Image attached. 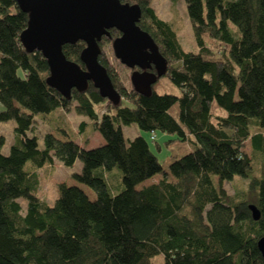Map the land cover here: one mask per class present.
Instances as JSON below:
<instances>
[{"label": "trees", "instance_id": "16d2710c", "mask_svg": "<svg viewBox=\"0 0 264 264\" xmlns=\"http://www.w3.org/2000/svg\"><path fill=\"white\" fill-rule=\"evenodd\" d=\"M121 1L140 5L138 24L167 59L164 76L180 95L128 87L104 51L121 34L111 28L99 41V61L120 103L104 98L91 81L65 97L48 84L43 54L20 41L28 13L16 0H0V122H16L7 154L0 135V264H149L157 252L164 264H264L257 244L264 235V0H185L198 51L184 49L177 27L158 15L154 0ZM206 35L223 45L209 47ZM85 46L79 40L63 51L85 68ZM71 109L88 117L105 143L87 149L59 128L66 139L47 132L41 148L36 117ZM90 122L81 121L79 133ZM131 124L175 134L193 149L165 171L143 135L125 138L123 125ZM156 148L162 151L159 143ZM54 157L66 166L79 159L81 170L72 178L96 197L66 181L58 183L53 205L38 196V169ZM159 173L158 182L137 187ZM236 175L248 184L230 193L224 182ZM20 197L28 201L25 213ZM249 204L259 208L258 220Z\"/></svg>", "mask_w": 264, "mask_h": 264}, {"label": "water", "instance_id": "95a60500", "mask_svg": "<svg viewBox=\"0 0 264 264\" xmlns=\"http://www.w3.org/2000/svg\"><path fill=\"white\" fill-rule=\"evenodd\" d=\"M29 19L20 34L22 45L29 51H40L47 59L50 75L47 82L70 98L73 88L87 89L89 81L101 95L114 104L122 96L114 87L107 68L99 61L102 51L99 41L110 35L111 28L121 34L113 42L115 56L132 69L131 82L141 94H151L153 85L167 73L168 61L161 54L153 37L138 22L142 14L139 4L121 0H16ZM83 40L81 53L85 65L68 59L63 51L67 43ZM255 220L260 210L249 204ZM264 256V235L258 239Z\"/></svg>", "mask_w": 264, "mask_h": 264}, {"label": "rangeland", "instance_id": "374dc122", "mask_svg": "<svg viewBox=\"0 0 264 264\" xmlns=\"http://www.w3.org/2000/svg\"><path fill=\"white\" fill-rule=\"evenodd\" d=\"M153 6L156 9L158 15L163 19L172 22L179 31V37L183 44L184 49L191 51H198V45L196 43L193 28L189 19L187 12V5L185 0H154ZM231 28L237 31V27L234 24H230ZM206 44L213 48L219 49L223 43L209 35L205 36ZM104 51L108 60L115 66L116 70L120 74L122 81L128 86H132L131 73L132 69L124 65L116 56L111 43L104 47ZM154 89L156 92L172 93L176 95L181 94L180 88L175 85L167 76H162L154 84ZM1 108V104H0ZM105 108L104 104H99L97 109L99 112ZM218 106L215 105L214 109ZM177 105H174L170 112L173 116L177 118ZM36 125L34 126V134L39 137V146L42 148L44 146L43 136L47 132H52L57 138L66 139L67 136L63 135L61 129H65L72 139L87 148L98 147L105 143V139L98 130H94L93 124L90 119L86 116L79 115L74 109L67 112H55L52 114L45 113L39 114L37 117ZM81 121L90 122L86 124V129L84 132L79 133V127ZM15 126L16 122L10 120L7 122H0V135L5 137V145L2 148V152L7 154L10 150V146L15 141ZM123 133L126 139H133L138 135H143L151 145L153 151L159 156L160 160L163 162V168L165 171H169V165L174 160L182 157L186 153L193 149V145L190 141H181L177 138L175 134L166 133L160 130L155 132L156 140L151 138L153 132L142 131L138 128L136 124L123 125ZM29 134L33 132L29 131ZM87 139V140H86ZM172 140L169 143L166 141ZM157 143L162 146V151H158L156 148ZM251 143L248 140L245 146V151L250 152ZM82 167V162L78 159L73 166L64 165L59 159L54 157L52 163H46L42 168L38 169L39 174V186L37 189V194L42 199H44L49 205H53L56 199L59 197L60 192L58 188V183L60 181H66L68 184H75L80 186L91 199L96 197L95 192L85 184L79 183L72 178V173L74 171H80ZM113 173H116L119 178L121 172L119 169L115 168ZM163 177V173H159L156 176L145 180L137 187L141 188L145 185H150L156 183L160 178ZM168 177L171 181L176 179L169 173ZM248 184V179L236 175L233 180L225 181L224 186L230 193H235L242 189H245ZM18 201L23 206V212L27 210L28 201L24 197L18 198ZM149 264H164V254L154 253L148 257Z\"/></svg>", "mask_w": 264, "mask_h": 264}, {"label": "built area", "instance_id": "2783aa9c", "mask_svg": "<svg viewBox=\"0 0 264 264\" xmlns=\"http://www.w3.org/2000/svg\"><path fill=\"white\" fill-rule=\"evenodd\" d=\"M151 137H152L153 139H155V137H156V134H155V133H153Z\"/></svg>", "mask_w": 264, "mask_h": 264}, {"label": "crops", "instance_id": "0c3cea01", "mask_svg": "<svg viewBox=\"0 0 264 264\" xmlns=\"http://www.w3.org/2000/svg\"><path fill=\"white\" fill-rule=\"evenodd\" d=\"M79 143H80V142H79ZM156 175H157V174H156ZM156 175H154V176H156ZM154 176H153V177H154ZM160 179H161V178H160ZM160 179H159V180H160ZM159 180H158V181H159ZM158 181H157V182H158ZM71 185H73V184H71Z\"/></svg>", "mask_w": 264, "mask_h": 264}]
</instances>
